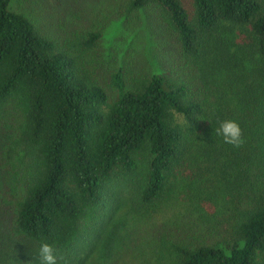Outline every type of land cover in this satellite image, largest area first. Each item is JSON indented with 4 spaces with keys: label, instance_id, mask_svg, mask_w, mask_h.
I'll list each match as a JSON object with an SVG mask.
<instances>
[{
    "label": "trees",
    "instance_id": "1",
    "mask_svg": "<svg viewBox=\"0 0 264 264\" xmlns=\"http://www.w3.org/2000/svg\"><path fill=\"white\" fill-rule=\"evenodd\" d=\"M12 3L0 0V264H40L42 243L58 264H264V0H109L59 33L38 0ZM120 19L150 31L155 62L101 77ZM225 120L241 147L217 135Z\"/></svg>",
    "mask_w": 264,
    "mask_h": 264
},
{
    "label": "rangeland",
    "instance_id": "2",
    "mask_svg": "<svg viewBox=\"0 0 264 264\" xmlns=\"http://www.w3.org/2000/svg\"><path fill=\"white\" fill-rule=\"evenodd\" d=\"M34 1L23 0L21 3V0H13L12 4L16 6L22 4L29 9L33 7ZM38 2L45 6H41L43 8V13L40 16L41 21L46 28L58 29L59 33L61 31L59 20L82 23L79 18L83 19V14L77 13L81 8L86 10L87 17H92L96 14V10L104 8L109 0H38ZM123 21L124 19H120L112 22L101 39L100 54L102 56H100L101 61L98 68V74L101 77L106 76L110 68L121 65L127 70L128 79H131L139 76L141 64L147 69L155 62V46L150 31L143 23L136 20L131 23V28L127 30L126 26L123 27ZM126 189L125 187L122 189L121 195ZM129 195H126L121 204L130 200Z\"/></svg>",
    "mask_w": 264,
    "mask_h": 264
},
{
    "label": "clouds",
    "instance_id": "3",
    "mask_svg": "<svg viewBox=\"0 0 264 264\" xmlns=\"http://www.w3.org/2000/svg\"><path fill=\"white\" fill-rule=\"evenodd\" d=\"M217 135H221L226 144L239 148L244 144L242 129L237 121L225 120L221 122ZM40 264H58V258L54 254L53 246L42 243L39 249Z\"/></svg>",
    "mask_w": 264,
    "mask_h": 264
}]
</instances>
